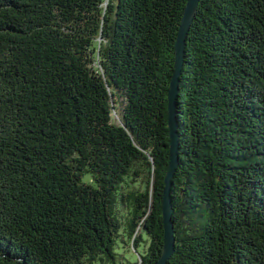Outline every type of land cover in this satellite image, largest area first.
<instances>
[{
	"label": "trees",
	"instance_id": "obj_1",
	"mask_svg": "<svg viewBox=\"0 0 264 264\" xmlns=\"http://www.w3.org/2000/svg\"><path fill=\"white\" fill-rule=\"evenodd\" d=\"M187 1L0 0V264L157 262ZM177 119L166 264H264V0H200Z\"/></svg>",
	"mask_w": 264,
	"mask_h": 264
},
{
	"label": "water",
	"instance_id": "obj_2",
	"mask_svg": "<svg viewBox=\"0 0 264 264\" xmlns=\"http://www.w3.org/2000/svg\"><path fill=\"white\" fill-rule=\"evenodd\" d=\"M200 0H188L179 26L175 45V65L168 91V126L170 131L169 167L165 176V187L162 200L164 244L162 253L155 264H166L176 247V236L173 221V204L171 189L173 178L179 165L180 134L178 131L177 99L180 76L184 65L187 37L196 15Z\"/></svg>",
	"mask_w": 264,
	"mask_h": 264
},
{
	"label": "rangeland",
	"instance_id": "obj_3",
	"mask_svg": "<svg viewBox=\"0 0 264 264\" xmlns=\"http://www.w3.org/2000/svg\"><path fill=\"white\" fill-rule=\"evenodd\" d=\"M107 1V0H104ZM91 178V175H85L84 181L89 182ZM147 237L146 235H144ZM116 250L123 256L126 257L128 261L135 262L137 260V254L134 252L129 246H125L121 240L118 241V244L116 245ZM140 251H143V246H140Z\"/></svg>",
	"mask_w": 264,
	"mask_h": 264
}]
</instances>
